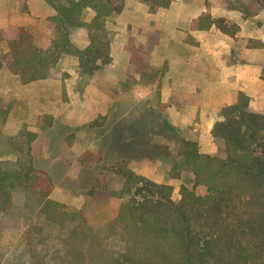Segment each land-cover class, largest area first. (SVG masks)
I'll return each instance as SVG.
<instances>
[{
  "label": "trees",
  "instance_id": "16d2710c",
  "mask_svg": "<svg viewBox=\"0 0 264 264\" xmlns=\"http://www.w3.org/2000/svg\"><path fill=\"white\" fill-rule=\"evenodd\" d=\"M44 1L54 10L47 19L51 34L20 27L15 38H0L7 47L0 55V68L6 67L28 85L65 77L59 66L66 56L76 57L81 72L89 75L100 63H111L113 36L106 26L120 15L126 0ZM141 1L154 13L176 0ZM221 5L239 12L245 21L264 12V0H221ZM226 20L204 14L195 28L215 26L226 35H236L238 25L229 26ZM76 33L87 34L86 48L73 43ZM250 42L264 52V41ZM12 109L13 104L0 96V120L4 122ZM111 114L104 129V150L112 159L155 160L157 152L165 160L167 177L179 180L189 173L193 184H183L180 199L174 200L171 185L119 166L121 186L105 188L100 199L109 209L89 219L83 210L50 197L53 179L37 165L28 146L25 159L0 160V230L20 231L29 264H264V113L250 108L244 92L235 94L213 126L216 154L202 153L196 140L181 137L168 124L157 131L151 120L129 121L119 112ZM125 127L132 134L122 143L120 132ZM156 136L168 138L172 145H159ZM27 137L30 145L36 134ZM66 146L67 140L62 155ZM69 155L70 159L64 157L66 163L72 161L73 154ZM96 189L90 190V197L97 198Z\"/></svg>",
  "mask_w": 264,
  "mask_h": 264
},
{
  "label": "crops",
  "instance_id": "0c3cea01",
  "mask_svg": "<svg viewBox=\"0 0 264 264\" xmlns=\"http://www.w3.org/2000/svg\"><path fill=\"white\" fill-rule=\"evenodd\" d=\"M53 14V8L44 0H0V32L6 39L15 38L20 27H27L33 33L51 34L47 19ZM204 14L232 21L238 25V32L229 36L215 26L197 30L196 22ZM255 19H259V15L245 21L239 12L193 5L191 0H176L169 8L154 13L145 4L127 1L116 20L107 22L106 27L114 32V39L112 61L104 65V78L117 83L120 79L130 82L134 86L132 91L144 89L143 100L133 98V103L148 104L154 100L153 107H163L164 111L160 112L174 133L182 135L192 131L202 153L216 154L218 146L211 131L221 120V110L232 104L238 91L250 98L252 110L264 113V56L258 57L259 51L250 42L264 41V27L254 23ZM72 41L80 49L89 45L86 33L74 34ZM139 48L142 51L134 58ZM59 68L68 75L64 84L61 80H42L22 85V97L24 95L28 106L23 110L19 108L18 112L13 110L8 122L16 119L24 123V114L29 112L31 105H37L43 110L62 108L67 112L68 119L63 122L58 118L65 111L50 116H45L48 111H40L36 122L43 131L46 125L55 128L58 120L66 127L79 125L70 118L73 114L68 111L73 103H66L63 94L67 93L71 101L79 95L76 84L73 85L77 77L80 81L83 78L79 61L66 56ZM153 139L156 143L169 144L164 136ZM45 151L43 157L52 156L49 148Z\"/></svg>",
  "mask_w": 264,
  "mask_h": 264
},
{
  "label": "rangeland",
  "instance_id": "374dc122",
  "mask_svg": "<svg viewBox=\"0 0 264 264\" xmlns=\"http://www.w3.org/2000/svg\"><path fill=\"white\" fill-rule=\"evenodd\" d=\"M127 1L131 4H144L141 0ZM191 1L193 5L223 9L221 0ZM90 16L91 13L87 17ZM253 21L264 27V12L259 15V19ZM226 22L229 26L234 24L228 19ZM110 33L114 39V32L110 31ZM78 34L76 33V35ZM0 38L7 40L1 32ZM6 49V44L0 43V55L6 53ZM257 56H264V52L259 51ZM103 70L104 65L91 75L81 72L80 74L83 75L82 80L80 81L77 77L73 82V85L76 84L77 86L76 90L78 89L79 95H75L72 101L68 98L67 93H63L65 99H67L66 103H69V105L73 103L68 114H73L70 116L73 123L75 121L79 123L76 127H66L59 122L60 119L63 122L68 119L66 110L62 108L44 109L48 111L45 116L56 113L61 115L64 111L65 114L58 118L55 128L46 125L43 131V127L37 125L36 116L44 110L39 109L37 105H31L29 112L24 114V123L18 122L16 119H12L10 122H8V118L4 122L0 120V160L15 162L20 157L25 159L28 146H31V153L36 157L37 165L44 167L53 179L54 190L50 197L69 208L83 210L87 213L89 219L100 216L104 209H109L110 206L101 203L100 199L105 194V188L116 189L121 186L123 180L120 170L126 167L154 182L171 185L173 187V199L179 200L181 186L183 184L189 186L193 184L191 174L184 173L179 180L167 177L163 171L165 160L157 155V152L154 155L157 156L155 160L149 158L141 160L122 158L117 161L116 156L112 159L113 155L111 156L110 151L108 153L107 150H104V129H106V123L112 121L111 113L119 112L121 115L125 113L120 118L129 119V121L132 119H140L142 122L151 120L157 127V131L162 130L159 127L160 125L166 126L167 123L163 112H160L164 111L163 107L158 104L160 107L154 108V100L151 103L147 101L148 104L133 103V98L137 101L140 98L143 100V97L146 96L144 89L137 88L136 91H132L134 88L132 83L122 82L121 79L118 83L108 81L104 78ZM60 71L62 72L61 69ZM62 73L66 75L60 79L61 83L64 84L68 80V75L65 72ZM22 88V84L17 77L11 74L6 67L0 68V96L5 102L13 104L12 111L15 110L16 112L21 107L23 110L28 106V101L24 99V95L22 97ZM64 90L66 91L65 88ZM104 101H108V104L105 105ZM150 104L152 107H150ZM107 126L111 127L113 124H107ZM125 128L120 132L121 136L124 135V137L122 136V143L132 134L131 129ZM35 131L41 134L35 133ZM28 133H35L36 139L40 135L39 140L35 139L29 145ZM181 137L193 139L194 134L192 131H186L182 133ZM66 140V151L62 155L61 146ZM172 142H169V144L159 143V145L169 146L172 145ZM47 148H49L52 156L45 158L43 153L46 154L45 150ZM71 153L73 154L72 161L66 163L65 158L70 159L69 154ZM119 166H121V169ZM94 187L97 188L95 190L97 198L89 195L90 190ZM198 193L203 194L204 190L198 189ZM0 264H29L26 248L20 240L19 230H0Z\"/></svg>",
  "mask_w": 264,
  "mask_h": 264
}]
</instances>
